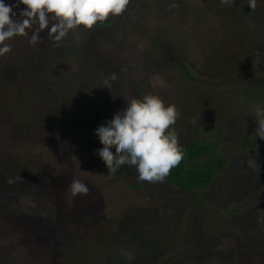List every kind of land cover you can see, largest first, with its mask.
Returning a JSON list of instances; mask_svg holds the SVG:
<instances>
[{"label":"rangeland","instance_id":"obj_1","mask_svg":"<svg viewBox=\"0 0 264 264\" xmlns=\"http://www.w3.org/2000/svg\"><path fill=\"white\" fill-rule=\"evenodd\" d=\"M256 2L252 11L248 0H131L122 16L59 42L48 30L35 45L9 41L0 57V264H105L110 255L120 264H264V146L252 143L264 107ZM140 90L180 111V144L214 143L202 159L229 158L209 184L186 192L99 163L96 129ZM100 101L106 117L92 126ZM74 179L87 195L72 194Z\"/></svg>","mask_w":264,"mask_h":264},{"label":"clouds","instance_id":"obj_2","mask_svg":"<svg viewBox=\"0 0 264 264\" xmlns=\"http://www.w3.org/2000/svg\"><path fill=\"white\" fill-rule=\"evenodd\" d=\"M130 3L131 0H16L9 5L0 0V57L12 51L9 41L17 36L29 37V43L35 45L42 42L40 34L48 30V39L59 42L70 31L81 27L91 31L110 17L122 16ZM221 3L234 4L235 0ZM21 4L25 6L19 14L23 19L16 18L14 11ZM248 6L255 11L256 0H248ZM116 78L114 73L110 74L104 81L105 88H110V81ZM179 117L177 107L165 105L157 95L132 99L123 111L95 131L103 145L97 154L108 173L114 174L127 165L136 168L139 181L164 183L185 156L174 130ZM255 121V135L264 140V107L256 108ZM70 188L74 196L90 191L86 184L75 179Z\"/></svg>","mask_w":264,"mask_h":264},{"label":"trees","instance_id":"obj_3","mask_svg":"<svg viewBox=\"0 0 264 264\" xmlns=\"http://www.w3.org/2000/svg\"><path fill=\"white\" fill-rule=\"evenodd\" d=\"M184 71L186 72L188 78L193 79L195 77L193 73L190 71V69L187 68L186 66H184ZM141 89H143V85ZM137 97L138 99L142 100L141 90L137 92ZM94 111L95 114L90 122L92 126L96 125L97 123H100L106 117L105 111H103L102 109L101 101L98 104H96ZM252 143L254 145H259L261 147L264 146V140H261L257 136L253 138ZM180 145L182 146L183 151L185 153L184 159L181 161L178 167H175L171 170L170 175L167 177L166 180L168 183L178 187L182 191L187 192L192 189L202 188L206 186L214 178L215 174L221 172L224 166L229 163V158L226 156H221L220 158L217 159L210 156L207 159H202V156L210 153L212 148L215 147L214 143H208L202 140H193ZM97 158L101 160L98 154H97ZM99 163L102 164L103 166H106L103 161L102 163L101 162ZM129 186L135 187L136 189H140L142 187L141 184H130ZM263 186H264V180H263ZM197 201H198L197 197H190V202H197ZM242 209L243 208H233L231 209L232 212L230 213V215L234 214V212L241 211ZM218 210L220 209L218 208ZM122 260L123 259L114 258L113 256L110 255L108 263H106L107 260L104 263L120 264V261L122 262Z\"/></svg>","mask_w":264,"mask_h":264}]
</instances>
